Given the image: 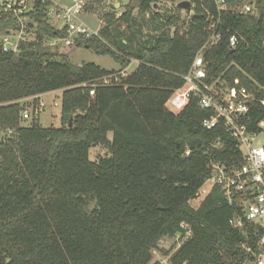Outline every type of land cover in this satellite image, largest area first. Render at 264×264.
Wrapping results in <instances>:
<instances>
[{"label": "trees", "instance_id": "trees-1", "mask_svg": "<svg viewBox=\"0 0 264 264\" xmlns=\"http://www.w3.org/2000/svg\"><path fill=\"white\" fill-rule=\"evenodd\" d=\"M182 1L192 5L189 19L177 7ZM168 2L175 14L155 24L148 41L134 12L150 14V21L160 18L154 14L157 0H129L119 19L127 26L125 41L113 35L110 14L100 39L80 41L77 47L119 62V72L76 66L42 47L20 54L0 51V264H151L153 250H161L164 239L184 236V226L192 236L170 264L253 260L242 244L256 250L262 230L253 224L233 228L232 219L241 214L239 202L230 207L214 186L198 208L191 206L212 177V163L235 170L244 164L242 152L222 124L203 127L214 113L202 109L197 98L177 114L167 103L183 88V76L207 42L211 23L220 19L223 38L203 56L204 83L249 90L257 101L246 125L250 132L259 131L264 0H225L223 11L214 0ZM99 3L104 10L105 1ZM246 5L251 12L239 13ZM45 8L38 5L34 15L38 32L54 37ZM9 28L0 20V34ZM233 35L238 38L234 50ZM132 61L137 68L122 77ZM105 79L111 84H103ZM58 91L62 127L43 128L38 118L24 127L22 102L32 98L36 107L40 96ZM98 146L110 156L92 162L89 151ZM173 249L161 252L167 256Z\"/></svg>", "mask_w": 264, "mask_h": 264}, {"label": "built area", "instance_id": "built-area-1", "mask_svg": "<svg viewBox=\"0 0 264 264\" xmlns=\"http://www.w3.org/2000/svg\"><path fill=\"white\" fill-rule=\"evenodd\" d=\"M69 1L70 4L65 6L52 0H0V20L10 27L9 33L0 34V51L20 54L23 50L42 47L62 54L67 48L77 47L80 41L100 39V30L91 29L83 20L92 0ZM214 1L220 11L226 10L225 0ZM38 5H46L44 16L55 32L54 37L40 36L39 24L34 18ZM250 12V5L239 11L241 14ZM99 20L103 22L102 19ZM222 38L220 19L215 20L209 27L207 42L195 57L189 73L183 76V88L173 93L167 106L177 114L187 106L191 97L197 98L202 109L214 113L203 122V127L212 130L222 124L225 132L235 141L237 149L242 152L244 164L235 170H228L218 162L212 163L211 179L230 207H235L236 202L240 203L241 214L232 219L233 228L242 230L246 224H253L262 230L256 250L247 244H242V248L253 259L247 264H264V144L258 142L264 135V121L259 124L258 132L248 130L246 121L252 103L257 100L246 88L224 90L204 83L206 64L203 56L206 50L218 45ZM229 44L234 50L238 45L237 36H231ZM134 63L138 65V62L132 61ZM127 75V70L121 73L122 77ZM116 80L118 82V78ZM103 84L109 85L111 80L105 79ZM90 94L94 96V91ZM261 104L264 105V101ZM44 108L42 102H38L36 107L33 104L24 110L22 117L24 120L39 118ZM183 229L186 231L185 235L178 234L174 238V249L169 255L164 256L161 250H153L151 264H170L172 254L192 236L190 227L184 226Z\"/></svg>", "mask_w": 264, "mask_h": 264}, {"label": "rangeland", "instance_id": "rangeland-1", "mask_svg": "<svg viewBox=\"0 0 264 264\" xmlns=\"http://www.w3.org/2000/svg\"><path fill=\"white\" fill-rule=\"evenodd\" d=\"M60 5H69V0H52ZM103 1V0H98ZM95 3L94 0L90 2L91 8L87 9L84 13L83 20L87 22L88 26L93 30H100L105 28L108 24L104 20L106 15H113L114 22L110 25V28L113 32V35H118L120 40H124L128 37L127 26L125 23L119 21L121 16L126 11V6L129 0H110L105 2L104 10L99 6L100 3ZM155 6L154 14L160 15V18L150 21V14H140L138 10H135L134 17L138 23L139 29L145 35L144 40H150L151 35H155L153 27L155 24H162L165 21V15L172 16L175 14L174 5L168 2V0H157ZM192 16L191 13L182 11L181 17L183 19H189ZM99 19H103V22ZM119 51V50H118ZM120 52V51H119ZM63 55L67 56L69 61L76 66L82 64H95L107 71H121L122 67L119 62L114 60L109 55H102L89 50L86 47H73L67 48L62 52ZM137 64H132L128 69L127 73L130 74L137 68ZM61 99L62 92H52L45 94L43 97L39 98L38 102H42L44 105V111L41 113L38 121L43 128H61L62 127V115H61ZM57 103V106H55ZM34 104V99H29L28 101H23L22 105L24 108H30ZM168 107V106H167ZM32 119L22 120V125L24 127H30L32 125ZM110 141L113 139V134L108 135ZM260 144H264V135L258 139ZM109 151L106 147L98 146L92 147L89 151V159L92 162L98 161L100 158L109 157ZM214 186L212 179L206 182L203 188L200 190L197 198L191 202L193 208H198L203 200L208 196ZM159 247L162 252L169 251L171 248H174V239H164L160 242Z\"/></svg>", "mask_w": 264, "mask_h": 264}, {"label": "water", "instance_id": "water-1", "mask_svg": "<svg viewBox=\"0 0 264 264\" xmlns=\"http://www.w3.org/2000/svg\"><path fill=\"white\" fill-rule=\"evenodd\" d=\"M157 6V5H155ZM177 7L181 10V11H184V12H187V13H191L192 11V5L189 1H182L180 2ZM72 127V121L70 123V128Z\"/></svg>", "mask_w": 264, "mask_h": 264}, {"label": "crops", "instance_id": "crops-1", "mask_svg": "<svg viewBox=\"0 0 264 264\" xmlns=\"http://www.w3.org/2000/svg\"><path fill=\"white\" fill-rule=\"evenodd\" d=\"M105 2H109L110 0H104ZM44 95L40 96L39 98L43 97Z\"/></svg>", "mask_w": 264, "mask_h": 264}]
</instances>
